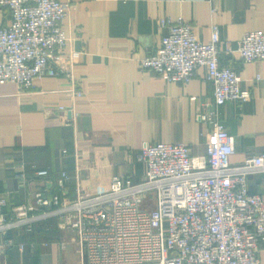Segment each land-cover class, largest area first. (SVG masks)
<instances>
[{
    "label": "crops",
    "instance_id": "1",
    "mask_svg": "<svg viewBox=\"0 0 264 264\" xmlns=\"http://www.w3.org/2000/svg\"><path fill=\"white\" fill-rule=\"evenodd\" d=\"M69 1L75 7L63 24L69 37L63 53L75 59L81 94H73L64 74L36 77L29 90L0 83V196L7 197L3 209L9 220L20 204L34 205V216L48 208L35 203L38 190L50 199L58 194L62 204L75 198L78 188L104 190L114 176L139 180L146 165L138 152L146 144L184 143L194 155H206L212 123L200 115L216 110L235 137L233 164L264 152V60L221 54L251 97L220 107L202 68L187 83L140 68V59L160 46V17L187 18L202 41L211 38L215 23L221 46L227 41L236 46L245 31H264V0ZM10 21V9L0 10V27ZM21 165L28 175L24 180L18 175ZM38 169L48 175L39 176ZM63 170L70 179L61 188ZM247 181L264 197V171ZM2 238L14 244L6 245L0 264H85L74 233L61 229L54 217L12 226ZM260 258L264 264V241Z\"/></svg>",
    "mask_w": 264,
    "mask_h": 264
},
{
    "label": "built area",
    "instance_id": "2",
    "mask_svg": "<svg viewBox=\"0 0 264 264\" xmlns=\"http://www.w3.org/2000/svg\"><path fill=\"white\" fill-rule=\"evenodd\" d=\"M6 7L11 23L0 27V83L29 90L36 77L64 74L74 86L73 94H81L75 86V59L63 53L69 39L63 24L75 3L0 0V10ZM159 26L160 46L140 59V68L183 83L204 69V77L214 84L217 107L251 97L237 69L220 57L239 52L247 62L264 60V31H245L236 46L227 41L222 47L215 23L207 41L200 40L184 17H160ZM217 116V110L200 115L212 123L206 155H194L184 143L144 145L138 160L145 163L146 172L139 180L114 176L104 190L78 188L76 197L62 204L58 194L50 199L38 190L35 203L48 208L34 216V205L20 204L12 208V220L3 209L7 197L0 196V259L6 245L14 244L2 238L7 229L54 217L61 229L74 233L85 264H261L264 197L250 190L247 179L264 171V152L233 164L235 137ZM22 166L18 175L24 180L28 175ZM36 174L47 176L48 170ZM60 174L63 188L70 174ZM151 191L155 206L148 202Z\"/></svg>",
    "mask_w": 264,
    "mask_h": 264
},
{
    "label": "rangeland",
    "instance_id": "3",
    "mask_svg": "<svg viewBox=\"0 0 264 264\" xmlns=\"http://www.w3.org/2000/svg\"><path fill=\"white\" fill-rule=\"evenodd\" d=\"M155 195H156V194H155L154 191H151V192L148 193V202L150 203V205L155 206V204H156V202H155V200H154Z\"/></svg>",
    "mask_w": 264,
    "mask_h": 264
},
{
    "label": "trees",
    "instance_id": "4",
    "mask_svg": "<svg viewBox=\"0 0 264 264\" xmlns=\"http://www.w3.org/2000/svg\"><path fill=\"white\" fill-rule=\"evenodd\" d=\"M67 184V183H66Z\"/></svg>",
    "mask_w": 264,
    "mask_h": 264
}]
</instances>
